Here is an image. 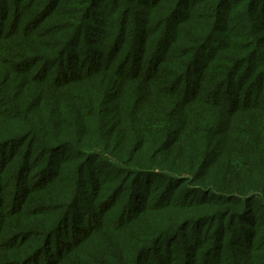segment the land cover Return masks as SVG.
I'll return each instance as SVG.
<instances>
[{
  "label": "trees",
  "instance_id": "trees-1",
  "mask_svg": "<svg viewBox=\"0 0 264 264\" xmlns=\"http://www.w3.org/2000/svg\"><path fill=\"white\" fill-rule=\"evenodd\" d=\"M189 1L0 0V264H59L77 250L75 242L99 243L97 255L109 258L102 264H145L161 253L165 264H219L224 257L245 264L246 248L260 253L255 264L262 263L264 85L252 104L253 90H245L248 76H264L253 71L260 41L234 61L232 44L210 59L206 42L214 32H190L193 45L175 50L189 42L181 37L187 22L174 20ZM230 1L206 2L219 16ZM71 2L78 9L68 12ZM109 3L116 12L128 4L120 23L103 21ZM135 5L151 11L132 29ZM89 21L103 26L107 43L85 57L93 71L79 66L83 73L76 76L79 67L71 63ZM217 32L231 34L229 26ZM132 46L143 47L136 53ZM215 60L235 67L214 72ZM205 84L214 91L205 92ZM242 97L249 103L240 105ZM114 100L117 111L109 108ZM114 112L117 127L109 119ZM222 136L236 139L232 152L219 151ZM64 149L76 153L63 166L56 152ZM93 159L111 166L95 183L86 178ZM207 162L225 167L219 189L202 181ZM30 163L43 171L32 172ZM88 175L93 179L91 170ZM215 190L219 196L210 195ZM126 191L131 195L120 210L130 206L131 214L120 211L105 223ZM77 213L86 220L76 227ZM12 214L17 219L9 221ZM232 249L241 255L229 254Z\"/></svg>",
  "mask_w": 264,
  "mask_h": 264
},
{
  "label": "rangeland",
  "instance_id": "rangeland-1",
  "mask_svg": "<svg viewBox=\"0 0 264 264\" xmlns=\"http://www.w3.org/2000/svg\"><path fill=\"white\" fill-rule=\"evenodd\" d=\"M208 0H190L189 2H186L184 7H179L178 9V14L175 16L174 20L179 21V20H185L187 22V28L184 31L183 34H181V37H183V39H188L187 41L189 42H180L179 44L176 45L175 50H177L179 47H191L193 44L192 42H190L191 38L189 36L190 32H194L195 34L197 33H204V34H212L214 32V37L210 42H206L208 43L206 46L208 53H209V57L210 59L212 57L218 56V55H224V52H222L223 48H227L230 47V44H232V49H236L234 50V53L236 54H232V61H234V57L240 56L242 55V53H245L244 51H246L245 49H250L249 45H251L254 41L259 40V49H261V53L259 54V57H257V62L253 68V71L256 73H260V75H262L264 73V68H258V66H260L264 61L261 59V57H264V14H260V13H253L254 9H258V11H262L264 13V0H231L227 5L223 6V10H221L224 14H220L218 16L216 10L215 11H210V6L208 5V3L206 2ZM185 2V0H184ZM74 2H71L68 6V12L77 8L76 5H73ZM123 7H128V4H126ZM123 7L121 8V10L119 12H116V7H114L113 5H111L109 3V6L107 9H105V12H102V14L105 16V18H103V21L106 22V20L110 21V19L115 22V23H120V15H121V11L123 9ZM138 11L137 12H133L132 16H131V24H132V29H137L139 28V26L141 24H143V21H146L147 19H149V17L146 15L147 12L151 11L150 8H140L138 6H134ZM78 9V8H77ZM24 11V13H26V10H24V8L22 9ZM96 10V9H95ZM140 11V12H139ZM111 13V15H113L112 17H106L107 15H109ZM115 13V14H114ZM216 15V16H215ZM11 17H13V14H11ZM206 17H209L210 20H206ZM31 19L29 16H27L26 20ZM167 19V18H166ZM216 19V21L214 20ZM89 25L87 24L86 28H85V32L84 34H82V38L80 40L81 43V48L80 50L74 52L76 54V56L78 55V59L74 62H72L71 64L73 65V67H81L84 68L85 72H92L93 68H89L88 65H85L84 60L85 57L91 56L92 52H96L95 49H100L102 48L100 43H107L104 39H103V35L100 34V30L103 31V26L102 25H96L92 22H88ZM172 25L175 24V21L171 22ZM262 23L263 25L260 26V32H257L258 29V24ZM28 28L29 23L27 24ZM229 26V29L231 31L232 38L230 35H226L225 32H217V29L219 27L224 28ZM95 30V31H94ZM152 30H150L151 33ZM148 33V32H147ZM132 35V33H131ZM158 35H161L160 32L158 33ZM178 37V35H177ZM98 43H95V42ZM134 46H132L131 48H129L130 50L133 49ZM143 46H137V48L133 49V51H135L136 53L138 51H140V49ZM254 49V50H252ZM250 51L252 53H254L255 51H257V48H252ZM75 51V50H74ZM250 51L246 52L248 55L251 53ZM177 56H179V53H182V51H177ZM124 57L125 55L122 54L121 57ZM171 56V55H170ZM105 59V57H104ZM121 59V58H120ZM172 60V59H171ZM260 64V65H259ZM118 65V63L116 64ZM209 64L206 62V66H208ZM224 65H227L228 67L226 68H230V70H233V68L235 67V64H232V66H230L231 64H225L223 62H221V60L216 61L211 63L210 66H212L213 71L214 72H218L219 70H217L216 68H219L221 66L224 67ZM38 67V66H37ZM52 64L50 65V68H52ZM56 67V65L54 66ZM79 67V69H77L76 71V76L77 75H82V71L83 69H81ZM205 67H200L199 71L202 72L203 68ZM129 70V68H127ZM205 71V70H204ZM212 70L209 71L210 75L211 72H213ZM239 74H241V71L238 72ZM110 74V73H109ZM113 76V75H112ZM248 76L246 81H249L248 84L245 86V90L248 88H251L253 90V95H252V102L253 103L255 96L257 94H260V90L262 89L263 85H264V76H262V78H258V76ZM206 83H210V84H214L216 83L214 80H206ZM206 85V84H205ZM215 85V84H214ZM207 87H202V89L206 92L208 91L213 92L214 89L212 87H209L208 85H206ZM198 89H195V91H197ZM203 90H198L201 91L202 94H204L205 92ZM235 91V90H234ZM86 92L87 93H94L91 89L86 88ZM241 103L242 104H248L249 102H245L244 98H241ZM250 101V100H249ZM118 108V102L117 100H114V102H112L109 106V108L111 109V111H117L116 109ZM117 112H114V114H112L110 121L111 123L117 127L118 125H115V118L117 116L116 114ZM226 127L224 126L223 129H225ZM221 143L222 145L220 146L222 150L219 149V151H221L223 154L224 153H228V152H232L230 150L235 149V143L236 139L232 138V137H227V136H222L221 138ZM189 147V146H188ZM190 148V147H189ZM182 150H185V148H183ZM3 153H5V155H10L11 154V148L8 146L6 148V150H3ZM76 153V150L74 149H64L61 151L56 152V156H57V163H60L61 165L63 164V166L68 162L66 161L65 163H63L67 158L68 160L70 159L71 155ZM75 163V162H72ZM72 165L70 162L68 163V166ZM221 165H224V163L221 161ZM215 166L214 168L210 166L209 162H207V164L203 165L201 167L202 172L204 174V178H203V182L207 181V183H210L211 186H214L216 189H219V187H222L223 185V179H224V171H225V167L223 166ZM30 170L33 168V165L30 163L29 165ZM107 167L108 169H110V167L107 165V163L105 162H97V160L93 159L91 160V162L88 164L87 166V175L86 178L88 180H93V182H97L100 179L104 178V174L107 171ZM43 169V166H41L40 168H33L32 172H34L35 170L37 171H41ZM113 169L116 171V166H113ZM93 172V179H90L88 172L89 171ZM43 171V170H42ZM42 173V172H41ZM47 173V171L44 170V175ZM63 175V173L61 172V176ZM45 177V176H44ZM35 183V182H34ZM32 184V185H37L36 184ZM248 183V188L253 187L255 185V181L250 180L247 182ZM154 187H157V183L153 182ZM130 191H126L124 192V196H123V204L120 207L114 208L112 210V216H109L108 219H105V223L106 222H111V221H115L113 219H116L115 216L116 214H119V212L121 211V215L122 213L125 215H129L131 214V207L130 206H126L123 210L122 209L125 205H126V200H128L130 198ZM209 194L208 192H206L204 195ZM202 195V194H199ZM211 196H219L220 194L214 191H212L210 193ZM92 199V198H91ZM85 203L89 204L90 206L94 204V202H91V200H87L85 201ZM87 204H84L83 207H88ZM146 207H149V205L146 204ZM255 212L257 213L258 216H261L260 214L263 213L262 209L257 208L255 210ZM77 220L75 221V226L77 227V223H79L80 221H85L86 218H82V214L77 213ZM257 216V217H258ZM11 218H9V221H14L17 218H15L13 216V214L10 216ZM80 219V220H79ZM8 220V218L6 219ZM71 220V219H70ZM1 222V219H0ZM71 224V222H69ZM70 231H73L71 228L69 229ZM80 234V232L78 230H74L73 234ZM133 233V230H132ZM82 234V232H81ZM75 236V235H74ZM254 234L252 232V234L250 235V237L253 238ZM58 239H62V237L58 238ZM228 239L225 240V243H228ZM75 245L78 246L77 250L74 252L73 255H71L69 257V259H64L61 263L59 264H102L100 263V261H109V258L107 257H103V256H98V252L101 250V248L99 247L100 244L98 243L95 247H92L91 242H89V244L83 246V245H78L79 242H75ZM71 246V244H69ZM175 248V252H180L179 247L174 244ZM206 247L205 245H203V248ZM203 248L201 251H203ZM246 250L247 254H244L243 257H247L243 260V263L245 264H255L257 263L259 260V256L260 253L256 252L253 249L248 250V248L244 249ZM241 255L240 253L234 251L232 249V251L229 252V254L232 255ZM159 257L162 259V261L157 262L156 260L159 259ZM88 259V260H87ZM155 260H149L147 262H145V264H165L166 261L163 257V253H161L158 258ZM228 257H224V259L219 263V264H232V262ZM50 263V262H48ZM200 264H204L201 263ZM211 264H217L216 260H212ZM259 264H264V260H262V263Z\"/></svg>",
  "mask_w": 264,
  "mask_h": 264
}]
</instances>
